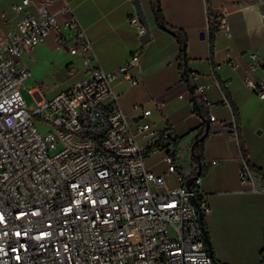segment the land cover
<instances>
[{
  "label": "built area",
  "instance_id": "1",
  "mask_svg": "<svg viewBox=\"0 0 264 264\" xmlns=\"http://www.w3.org/2000/svg\"><path fill=\"white\" fill-rule=\"evenodd\" d=\"M57 1L21 0L11 8L20 16L15 25L0 29V264H220L206 245L201 217L211 208L202 198V176L179 169L170 127L158 129L143 105L129 115L115 92L121 79L132 86L143 81L129 75L140 52L105 70L70 5L52 10ZM248 3L260 7L264 0ZM228 16L225 9L216 16L227 32ZM129 22L145 33L138 15ZM52 34L56 48L80 59L81 69L69 65L82 76L51 97L39 86L27 88L35 101L28 105L23 88L32 74L17 58ZM251 56L263 77L245 83L264 101V61ZM204 89L196 85L194 94L210 105ZM232 128L237 132L236 123ZM155 155L159 160L149 163ZM240 177L257 189L243 149Z\"/></svg>",
  "mask_w": 264,
  "mask_h": 264
},
{
  "label": "crops",
  "instance_id": "2",
  "mask_svg": "<svg viewBox=\"0 0 264 264\" xmlns=\"http://www.w3.org/2000/svg\"><path fill=\"white\" fill-rule=\"evenodd\" d=\"M20 1H4L1 30L12 28L19 19L11 8ZM67 3L85 27L105 70L119 68L134 52H140L139 65L131 68L129 75L140 74L143 81L136 86L127 79L118 81L115 92L120 104L132 116L137 113L135 105H143L152 110L147 119L158 129L170 127L177 136L178 167L192 175L199 174L192 147L202 119L195 111L191 88L205 86L214 119L204 145L201 190L211 208L205 221L214 258L220 264H259L264 249V175L260 172L264 171V101L245 80L263 77L262 65L253 66L251 55L256 53L264 61V5L249 6L248 0H160L167 23L187 35L185 77L180 44L174 34L157 24L152 0H139L152 36L145 44L137 26L129 22L131 16L138 15L134 0H60L51 8L57 12ZM224 9L229 12L230 31L218 28L212 52L210 25ZM3 14L8 15V21L2 19ZM53 36L44 43L56 48ZM66 55L62 65L70 71L69 64L74 62L81 69L78 57ZM192 73L199 75L197 80ZM72 75L73 84L82 71ZM195 97L198 99L200 93ZM234 123L237 132L232 128ZM242 149L254 170L257 189L241 181ZM214 160L218 162L213 164Z\"/></svg>",
  "mask_w": 264,
  "mask_h": 264
},
{
  "label": "rangeland",
  "instance_id": "3",
  "mask_svg": "<svg viewBox=\"0 0 264 264\" xmlns=\"http://www.w3.org/2000/svg\"><path fill=\"white\" fill-rule=\"evenodd\" d=\"M5 0H0V16L2 14L1 7ZM20 64L30 69L32 77L25 81L23 95L28 103H35L34 97L29 93L27 88L39 86L46 97L67 89L72 84L73 75L69 69L62 63L67 60L66 53L61 49H56L52 44L46 42L36 47L26 50L17 58ZM160 155L152 156L148 159L149 163L159 160ZM160 172L165 170L164 164L157 166Z\"/></svg>",
  "mask_w": 264,
  "mask_h": 264
},
{
  "label": "trees",
  "instance_id": "4",
  "mask_svg": "<svg viewBox=\"0 0 264 264\" xmlns=\"http://www.w3.org/2000/svg\"><path fill=\"white\" fill-rule=\"evenodd\" d=\"M152 8L156 16L157 24L162 29L169 31L176 36L180 44V49H181L180 50V62H181L180 66L183 70L184 76L188 77V72L185 69V64L188 58L187 56L188 39H187L186 33L183 30L174 28L167 23L164 17L162 8H161L160 0H152ZM217 30H218L217 24L211 23L210 25V45H211L212 52L214 50L215 34ZM191 94H192V100L195 105V111L197 115L202 119V123L200 127L198 128V134L193 141V160L198 165L199 175H202L205 172L204 145L210 133V124L212 120H211L210 113H209V108H208L209 105H207L206 103H203V104L198 103V99L195 97V94H194V88H191ZM234 111H235L236 116H238V111L235 107H234ZM260 172H262L264 175V171L260 170ZM200 201H201V197H196L194 200L195 203H200ZM202 224L204 227V233L206 237V245L209 250L207 239H210V237H209V232L207 229V224L205 221V216L202 218ZM211 249L213 253L212 245H211ZM262 256H264V249L262 250Z\"/></svg>",
  "mask_w": 264,
  "mask_h": 264
},
{
  "label": "water",
  "instance_id": "5",
  "mask_svg": "<svg viewBox=\"0 0 264 264\" xmlns=\"http://www.w3.org/2000/svg\"><path fill=\"white\" fill-rule=\"evenodd\" d=\"M134 3L136 5V10H137V13H138V16L140 17L141 19V22L144 24L145 26V33H143L142 35H140V40L143 44L147 43L148 41L151 40V33H150V29H149V26H148V23L146 21V18L142 12V8H141V5L139 3V0H134ZM203 36V34H202ZM208 130V128H207ZM192 154H193V147H192ZM203 218V217H201ZM208 241V246H209V252L210 254L213 256V253H212V249H211V242H210V239H207Z\"/></svg>",
  "mask_w": 264,
  "mask_h": 264
}]
</instances>
